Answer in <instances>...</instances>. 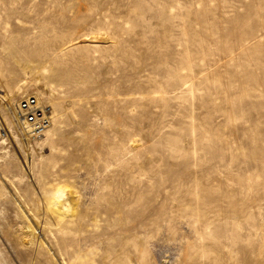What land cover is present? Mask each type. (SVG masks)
Listing matches in <instances>:
<instances>
[{"label": "rangeland", "instance_id": "obj_1", "mask_svg": "<svg viewBox=\"0 0 264 264\" xmlns=\"http://www.w3.org/2000/svg\"><path fill=\"white\" fill-rule=\"evenodd\" d=\"M0 264H264V0H0Z\"/></svg>", "mask_w": 264, "mask_h": 264}, {"label": "built area", "instance_id": "obj_2", "mask_svg": "<svg viewBox=\"0 0 264 264\" xmlns=\"http://www.w3.org/2000/svg\"><path fill=\"white\" fill-rule=\"evenodd\" d=\"M14 116L21 130L34 137L43 135L53 122L52 108L43 105L36 96L23 98L16 105Z\"/></svg>", "mask_w": 264, "mask_h": 264}, {"label": "bare ground", "instance_id": "obj_3", "mask_svg": "<svg viewBox=\"0 0 264 264\" xmlns=\"http://www.w3.org/2000/svg\"><path fill=\"white\" fill-rule=\"evenodd\" d=\"M15 55H16V54H15ZM18 56H19V55H18ZM29 57H30V56H29ZM29 57H28V58H29ZM65 73H66V72H65ZM65 73H64V74H65ZM67 76H68V75H67ZM63 78H65V77H63ZM182 83H184V82H182ZM14 87H15V86H14ZM231 113H232V112H231ZM231 113H230V114H231ZM51 126H52V125H51ZM46 132H47V131H46ZM227 145H228V144H227ZM61 190H62V189H61ZM61 190H60V191H58V194H57V195H58V197H61V195H62V194L60 193V192H61Z\"/></svg>", "mask_w": 264, "mask_h": 264}]
</instances>
